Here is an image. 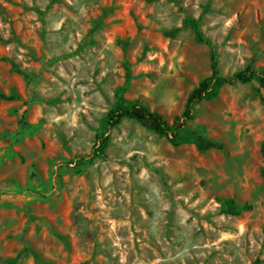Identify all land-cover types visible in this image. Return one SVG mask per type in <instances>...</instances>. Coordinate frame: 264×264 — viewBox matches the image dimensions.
Returning <instances> with one entry per match:
<instances>
[{
  "label": "rangeland",
  "instance_id": "obj_1",
  "mask_svg": "<svg viewBox=\"0 0 264 264\" xmlns=\"http://www.w3.org/2000/svg\"><path fill=\"white\" fill-rule=\"evenodd\" d=\"M186 18L224 76L264 68V0H0V90L18 97L0 100V264H264L252 84L225 86L187 125L224 152L173 147L148 120L107 123L120 97L169 124L183 112L211 74ZM230 199L251 209L222 214Z\"/></svg>",
  "mask_w": 264,
  "mask_h": 264
},
{
  "label": "trees",
  "instance_id": "obj_2",
  "mask_svg": "<svg viewBox=\"0 0 264 264\" xmlns=\"http://www.w3.org/2000/svg\"><path fill=\"white\" fill-rule=\"evenodd\" d=\"M185 25L189 26L195 33L196 37L204 44L211 48V74L203 79L201 83L193 89L186 101L183 112L176 116L172 124H169L164 116L158 111L151 110L149 107L142 105L138 101L129 102L120 97V101L109 112L107 123L110 127H117L124 119H132L137 122L148 120L149 128L157 135L169 139L173 147L183 145H193L201 152L210 150L225 151L223 143L213 141L203 136L198 130H191L187 127L188 123L194 119L195 106L204 101L216 99L221 90L230 84L239 82L242 84H252L256 93L264 102V68L255 69L248 67L233 77L224 76L220 69L218 54L215 51L212 42L206 37L201 27V19L186 18ZM16 95H6L0 90V100L15 101ZM26 125L25 123H23ZM2 137L0 136V139ZM108 139H101V146L98 149V155H105L108 147ZM264 153V142L262 145ZM221 213L233 216H239L243 212L251 209L249 205L240 206L234 200L221 201ZM28 252V250H24ZM37 259V258H36ZM15 260L10 261L14 264ZM261 259H257L253 264H262Z\"/></svg>",
  "mask_w": 264,
  "mask_h": 264
}]
</instances>
